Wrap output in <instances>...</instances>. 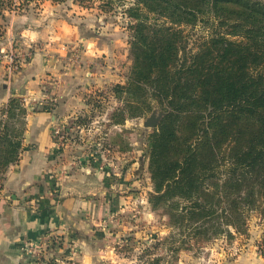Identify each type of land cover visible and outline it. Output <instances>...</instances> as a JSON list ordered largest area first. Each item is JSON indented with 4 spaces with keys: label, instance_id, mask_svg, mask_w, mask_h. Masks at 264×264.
Segmentation results:
<instances>
[{
    "label": "rangeland",
    "instance_id": "obj_1",
    "mask_svg": "<svg viewBox=\"0 0 264 264\" xmlns=\"http://www.w3.org/2000/svg\"><path fill=\"white\" fill-rule=\"evenodd\" d=\"M133 5L135 0H31L19 9L0 12V67L6 79L21 73L35 53L43 50V60L52 61L50 68L56 69L49 68L31 89L12 95L26 108L23 149L29 117L48 104L53 114L49 116L51 141L44 165L56 168L52 173L55 185L61 187L78 174L88 176L82 191L90 203L83 208L84 218L74 224L79 232L72 231L70 225L59 226L29 240L32 251L26 243L23 247L26 264L264 263V215L260 212L251 213L245 232H224L196 242L173 225L165 206L150 201L154 185L147 137L159 130L169 110L151 98L150 109L144 114L134 116L131 112L124 86L132 64L130 40L135 19L128 8ZM37 12H59L58 16L79 27L81 36L91 37L90 42L95 39L98 50L66 40V51H48L50 46L42 41L24 43L17 34L7 44L12 19ZM210 31L204 22L187 26L188 50L195 51ZM2 48H12L17 57L18 67L12 71ZM154 108L163 110L164 115L156 126H143ZM121 116L124 122L118 123ZM6 176L7 171L3 187Z\"/></svg>",
    "mask_w": 264,
    "mask_h": 264
},
{
    "label": "trees",
    "instance_id": "obj_2",
    "mask_svg": "<svg viewBox=\"0 0 264 264\" xmlns=\"http://www.w3.org/2000/svg\"><path fill=\"white\" fill-rule=\"evenodd\" d=\"M30 1L0 0V12ZM128 10L131 112L151 98L169 110L147 137L150 201L196 242L245 232L253 211L264 215V0H135ZM199 22L211 31L190 51L185 30ZM0 112L1 192L26 108L11 96ZM261 246L264 255V237Z\"/></svg>",
    "mask_w": 264,
    "mask_h": 264
},
{
    "label": "crops",
    "instance_id": "obj_3",
    "mask_svg": "<svg viewBox=\"0 0 264 264\" xmlns=\"http://www.w3.org/2000/svg\"><path fill=\"white\" fill-rule=\"evenodd\" d=\"M59 14L37 12L35 15L23 13L15 16L8 28L5 42L9 44L17 34L24 43L42 41L46 47L50 46L48 51H66L63 47L66 40L95 47V39L90 42L91 37L81 36L79 27L72 25L65 17L58 16ZM95 48L98 50V47ZM44 55V50L35 53L26 68L21 73L14 74L12 79H6L7 74L0 67V106L10 96L29 90L30 85L42 80L53 65L52 61L47 63L43 60ZM52 70L56 71L55 68ZM67 89L68 85L61 94L63 99ZM52 114L43 110L29 117L22 157L7 170L0 193V264H26L23 254L25 243L50 228L70 225L72 231L79 232L74 224L84 218L83 208L90 203L89 196L82 191L84 184L88 183V176H72L60 187L55 185L52 176L56 168L44 165V156L51 141L49 116ZM251 263L264 264L258 260L248 264Z\"/></svg>",
    "mask_w": 264,
    "mask_h": 264
},
{
    "label": "water",
    "instance_id": "obj_4",
    "mask_svg": "<svg viewBox=\"0 0 264 264\" xmlns=\"http://www.w3.org/2000/svg\"><path fill=\"white\" fill-rule=\"evenodd\" d=\"M164 111H157V108H154L152 112L143 120V126L145 127H154L158 124L161 117L164 115Z\"/></svg>",
    "mask_w": 264,
    "mask_h": 264
},
{
    "label": "built area",
    "instance_id": "obj_5",
    "mask_svg": "<svg viewBox=\"0 0 264 264\" xmlns=\"http://www.w3.org/2000/svg\"><path fill=\"white\" fill-rule=\"evenodd\" d=\"M6 50V57L8 61L9 70L12 71L13 69L18 67V63L16 62L17 57L13 52V49L10 48L9 50L7 48H2V52ZM10 51V52H9ZM32 244L26 243V248L28 251H32Z\"/></svg>",
    "mask_w": 264,
    "mask_h": 264
}]
</instances>
